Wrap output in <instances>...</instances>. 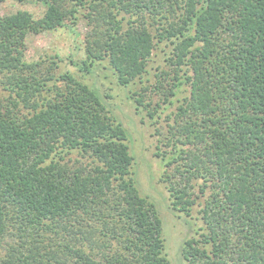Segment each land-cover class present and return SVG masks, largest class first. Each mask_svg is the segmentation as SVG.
I'll return each instance as SVG.
<instances>
[{"label":"trees","instance_id":"obj_1","mask_svg":"<svg viewBox=\"0 0 264 264\" xmlns=\"http://www.w3.org/2000/svg\"><path fill=\"white\" fill-rule=\"evenodd\" d=\"M28 1L44 6L40 17L0 16V264H169L162 218L130 170L128 133L99 89L61 69L58 54L25 58L27 33L78 22L83 56L69 50L70 64L80 76L102 66L123 88L168 47L153 85L161 101L127 99L149 118L174 108L170 153H155L161 180L187 222L204 197L183 264H264V0Z\"/></svg>","mask_w":264,"mask_h":264},{"label":"rangeland","instance_id":"obj_2","mask_svg":"<svg viewBox=\"0 0 264 264\" xmlns=\"http://www.w3.org/2000/svg\"><path fill=\"white\" fill-rule=\"evenodd\" d=\"M17 10H27L34 18H38L42 15L44 6L38 2L28 0L22 3L14 0L0 2V16ZM84 32V22H78L74 32L65 28H59L51 33L29 32L25 37V58L29 61L36 59H45L46 61L51 56L58 54L62 58L60 61L61 69L73 72L76 77L85 83L90 85L93 83L99 89L103 101L107 104V108L112 110V114L128 133L129 152L133 156L130 170L140 194L155 204L162 218V235L169 264H183L181 247L184 240L191 237L200 238L199 234L202 231L203 222L199 209L204 197L200 196L194 200V204L190 206L189 217L191 219L187 222V216L183 214L184 211L172 209L170 205L172 198L168 186L161 180L162 176H164V167L159 156L155 153L159 150L165 151L166 155L170 153L171 146L164 145L165 139L163 136L166 135L168 129L165 120L167 119V113L174 108L165 109L160 117L149 118L145 111L146 109L137 108L133 101L127 99L128 94L134 95L136 91L146 95V101L150 97H152V103L161 101V94L153 90V85L157 81V74H155L157 67L168 70V67L163 62L168 47L161 43L159 48L153 51L147 63L148 73L142 76V82L136 79V82L130 84V87L123 88L116 83L111 72L102 66L95 68L92 73L80 76L77 69L70 64L68 60L69 50L72 52L77 50V56H83L82 40ZM71 57L76 60V56ZM167 83L168 79L163 81L165 87ZM181 90L183 91L178 94V97L187 93L185 87ZM161 137L164 139L163 142ZM69 157L72 160L77 159L82 162L89 160V157H84L77 152L71 153ZM200 182L201 180H196V183ZM197 192L198 190H196ZM9 240L10 237L7 236L3 243H7ZM2 251L3 249H0V253Z\"/></svg>","mask_w":264,"mask_h":264}]
</instances>
